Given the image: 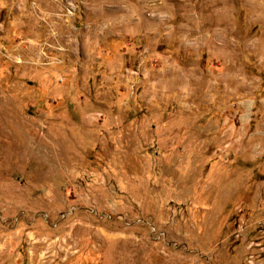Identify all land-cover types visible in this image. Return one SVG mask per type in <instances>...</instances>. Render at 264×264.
Listing matches in <instances>:
<instances>
[{"label": "rangeland", "instance_id": "374dc122", "mask_svg": "<svg viewBox=\"0 0 264 264\" xmlns=\"http://www.w3.org/2000/svg\"><path fill=\"white\" fill-rule=\"evenodd\" d=\"M0 264H264V0H0Z\"/></svg>", "mask_w": 264, "mask_h": 264}]
</instances>
